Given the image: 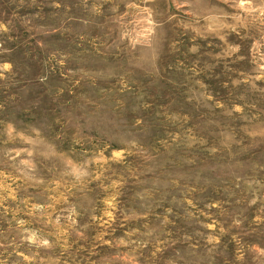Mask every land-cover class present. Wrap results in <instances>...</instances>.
I'll use <instances>...</instances> for the list:
<instances>
[{
  "label": "rangeland",
  "instance_id": "1",
  "mask_svg": "<svg viewBox=\"0 0 264 264\" xmlns=\"http://www.w3.org/2000/svg\"><path fill=\"white\" fill-rule=\"evenodd\" d=\"M0 264H264V0H0Z\"/></svg>",
  "mask_w": 264,
  "mask_h": 264
}]
</instances>
